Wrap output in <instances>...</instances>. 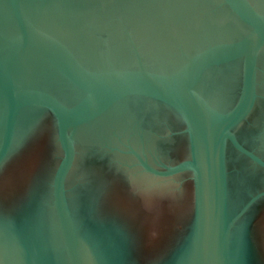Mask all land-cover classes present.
Segmentation results:
<instances>
[{"label":"water","instance_id":"95a60500","mask_svg":"<svg viewBox=\"0 0 264 264\" xmlns=\"http://www.w3.org/2000/svg\"><path fill=\"white\" fill-rule=\"evenodd\" d=\"M21 155L35 167L6 195ZM95 160L189 176L167 256H136L142 229L105 209ZM262 200L264 0H0V264H262Z\"/></svg>","mask_w":264,"mask_h":264},{"label":"flooded vegetation","instance_id":"af4514ba","mask_svg":"<svg viewBox=\"0 0 264 264\" xmlns=\"http://www.w3.org/2000/svg\"><path fill=\"white\" fill-rule=\"evenodd\" d=\"M52 128L53 121L49 118L41 129H37L31 142L33 147L25 153L27 155L25 158H32L39 148L47 143ZM175 137L170 144V154L176 158L175 162H179L185 159L187 142L182 136ZM121 148L127 150L125 144H122ZM15 159L13 162L17 164L5 173V177L9 178L3 186L6 195L9 192H15L18 187L14 178L18 177L19 180L20 176L28 177L30 169L34 166L30 160L25 161L22 155L19 159ZM41 160L42 157H40ZM108 161L95 160L88 165L89 169L96 174V188L99 190L104 187L105 189L103 193L105 209L110 212L116 211L123 220L129 219L130 224L139 228V232L142 229V239L136 248L137 257L144 259L167 256V252L175 247L181 237L184 227L190 223V216L188 217L190 211L185 209L186 205L182 203L183 198L169 199L167 196L183 193L184 201H186L191 185L189 176H178L169 180L158 177L137 179L129 174L128 167L123 166L121 170H117ZM229 168L234 169L235 163L229 161ZM252 233L264 264V200L255 212Z\"/></svg>","mask_w":264,"mask_h":264}]
</instances>
